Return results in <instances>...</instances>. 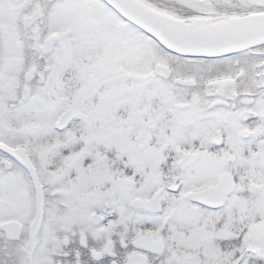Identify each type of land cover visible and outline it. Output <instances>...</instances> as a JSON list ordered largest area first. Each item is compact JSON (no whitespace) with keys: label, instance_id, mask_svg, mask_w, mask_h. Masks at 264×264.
I'll use <instances>...</instances> for the list:
<instances>
[{"label":"snow or ice","instance_id":"6c2138e0","mask_svg":"<svg viewBox=\"0 0 264 264\" xmlns=\"http://www.w3.org/2000/svg\"><path fill=\"white\" fill-rule=\"evenodd\" d=\"M0 264H264V0H0Z\"/></svg>","mask_w":264,"mask_h":264}]
</instances>
